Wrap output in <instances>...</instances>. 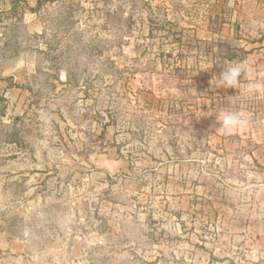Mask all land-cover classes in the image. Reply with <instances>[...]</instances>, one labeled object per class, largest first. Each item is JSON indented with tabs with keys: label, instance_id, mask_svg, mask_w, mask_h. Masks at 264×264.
Wrapping results in <instances>:
<instances>
[{
	"label": "rangeland",
	"instance_id": "rangeland-1",
	"mask_svg": "<svg viewBox=\"0 0 264 264\" xmlns=\"http://www.w3.org/2000/svg\"><path fill=\"white\" fill-rule=\"evenodd\" d=\"M245 1L0 0V264H264V94L216 82L264 81Z\"/></svg>",
	"mask_w": 264,
	"mask_h": 264
},
{
	"label": "clouds",
	"instance_id": "clouds-1",
	"mask_svg": "<svg viewBox=\"0 0 264 264\" xmlns=\"http://www.w3.org/2000/svg\"><path fill=\"white\" fill-rule=\"evenodd\" d=\"M207 70V69H206ZM254 72L253 65L248 61H242L223 67L216 82L224 89H238L239 94L244 96H254L264 94V81L251 79ZM249 77V82L246 85L242 84V77ZM219 124V130L225 135H232L248 126V118L242 111L222 110L215 116ZM41 119L44 123H49L50 118L47 114L42 115Z\"/></svg>",
	"mask_w": 264,
	"mask_h": 264
},
{
	"label": "crops",
	"instance_id": "crops-1",
	"mask_svg": "<svg viewBox=\"0 0 264 264\" xmlns=\"http://www.w3.org/2000/svg\"><path fill=\"white\" fill-rule=\"evenodd\" d=\"M245 3H247V5L250 3V5H255L257 8V12L259 14L264 15V1L263 0H246ZM247 5L245 8H247Z\"/></svg>",
	"mask_w": 264,
	"mask_h": 264
},
{
	"label": "trees",
	"instance_id": "trees-1",
	"mask_svg": "<svg viewBox=\"0 0 264 264\" xmlns=\"http://www.w3.org/2000/svg\"><path fill=\"white\" fill-rule=\"evenodd\" d=\"M17 5H18V4L16 3V6H14L12 12H16V11H17Z\"/></svg>",
	"mask_w": 264,
	"mask_h": 264
}]
</instances>
